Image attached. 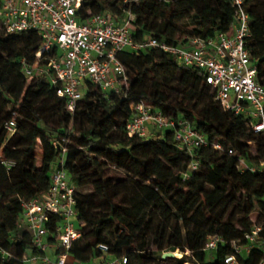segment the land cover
I'll return each mask as SVG.
<instances>
[{"label":"trees","instance_id":"16d2710c","mask_svg":"<svg viewBox=\"0 0 264 264\" xmlns=\"http://www.w3.org/2000/svg\"><path fill=\"white\" fill-rule=\"evenodd\" d=\"M174 1L83 0L77 13L82 20L111 13L121 23L131 11L134 41L154 36L171 45L229 32L236 22L231 0H187L181 7ZM244 7L251 20V56L264 83V0H245ZM40 45L36 30L6 33L0 19V264H25V254L36 252L31 233L20 228L23 202L49 191L61 155L52 141L66 137L65 168L76 184L83 232L68 249L76 261H96L103 256L98 245L105 244L110 256H126L125 264H229L232 243L249 246L246 234L261 226L246 256L232 253L239 264L264 263V149L251 153L252 143L264 146V135L243 114L225 110L197 68L179 64L157 47L125 49L118 57L128 86L103 91L90 83L73 114L47 78L28 77L23 70L22 59L33 63ZM141 99L170 119L191 120L222 149L189 150L173 129L129 137L131 104ZM11 120L18 124L12 136L6 128ZM240 158L248 168L240 167ZM3 160L15 164L7 169ZM195 160L200 166L190 170ZM121 171L129 177H120ZM59 222L54 216L51 230ZM212 235L223 240L210 250ZM181 247L191 253L163 258Z\"/></svg>","mask_w":264,"mask_h":264},{"label":"built area","instance_id":"2783aa9c","mask_svg":"<svg viewBox=\"0 0 264 264\" xmlns=\"http://www.w3.org/2000/svg\"><path fill=\"white\" fill-rule=\"evenodd\" d=\"M244 1L231 0L232 6L236 7V22L229 32L218 31L208 38L194 37L186 45H171L154 36L143 42L134 41L135 17L131 11L121 23H116L111 13L93 14L82 20L77 12L83 0H0V19L6 33L38 32L41 45L36 59L33 63L22 59L23 70L28 77L47 78L73 114L90 83L103 91L119 92L128 86L127 70L118 57L119 52L157 47L174 56L179 64L197 68L222 107L243 114L248 118L249 126L264 135V83L259 80L260 66L251 56V20ZM131 108L132 115L126 124L129 137H149L157 131L173 129L175 139L189 150L201 146L222 149L220 143L210 142L189 119H170L143 99L132 102ZM6 128L12 136L17 132L18 124L11 120ZM69 141L70 137L52 141L61 155L59 166L53 169L49 191L23 202L20 228L31 233L36 249L32 255L25 254L23 261L25 264H125L126 256H111L101 263L70 260L68 249L83 232L73 221L78 219L76 184L65 168ZM229 153L236 155L233 149H229ZM1 163L7 169L15 164L11 160ZM199 166L200 162L195 160L189 169L196 170ZM240 167L248 168L244 158H240ZM260 168L264 171V159ZM54 216L60 217V222L51 230ZM261 230L262 227L257 226L246 234L250 244L259 238ZM222 240L221 236L212 235L206 248L214 249ZM262 245L264 249V241ZM51 247L55 259L49 253ZM240 247H235L236 252ZM98 248L103 256L109 255L107 245L99 244ZM226 262L239 264L235 253L229 254Z\"/></svg>","mask_w":264,"mask_h":264},{"label":"rangeland","instance_id":"374dc122","mask_svg":"<svg viewBox=\"0 0 264 264\" xmlns=\"http://www.w3.org/2000/svg\"><path fill=\"white\" fill-rule=\"evenodd\" d=\"M186 2H187V0H175V1H174L175 5L178 6V7H181V6L184 5ZM181 25H182V27H183L185 30H189V26L186 25V23L183 22V23H181ZM263 149H264V146H263V145H258V144H254V143L251 144V153L254 154V155H255V154H260V152L263 151ZM39 157H40V155H39ZM53 167L55 168V167H57V166H56V165H53ZM120 177L126 179V177H129V176H128V174H126L125 172H122V171H121V172H120ZM94 190H95V188H94ZM252 219H254V220L256 219V214H253V215H252ZM73 221H74L75 227H76V228H79V227H80V223H79L78 219H77V218H74ZM256 242H257V240H255V242L252 243V244H250L249 246H246V247H243V248L240 247V249H239V253H241L242 255L246 256L247 253H248V251H249V249H250V248H251ZM236 246H240V245L235 244V243H232V246L228 249L227 253H228V254H231L233 251H236V249H235ZM179 249H181L180 251L182 252V255H181V256H177L178 258H179V257H182L184 254H190V253H191L189 250L185 249L184 247H181V248H179ZM29 251H32V249H30ZM177 252H178V250L175 252L176 255H177ZM161 264H179V263H178V261H175V260H169V261H167V262H162ZM183 264H185V263H183ZM187 264H192V263L187 262Z\"/></svg>","mask_w":264,"mask_h":264},{"label":"crops","instance_id":"0c3cea01","mask_svg":"<svg viewBox=\"0 0 264 264\" xmlns=\"http://www.w3.org/2000/svg\"><path fill=\"white\" fill-rule=\"evenodd\" d=\"M256 217H257V214H256ZM33 253H34L33 251H28V252H27V255H32ZM49 253H50V255H51V257H52L53 259L56 258L55 251H54V249H53L52 247L50 248ZM110 258H111L110 255L102 256V257L96 259L95 262L101 263L103 260H105V259H106V260H109ZM70 260L74 261L75 259H74L72 256H70ZM27 264H30V263H27Z\"/></svg>","mask_w":264,"mask_h":264},{"label":"water","instance_id":"95a60500","mask_svg":"<svg viewBox=\"0 0 264 264\" xmlns=\"http://www.w3.org/2000/svg\"><path fill=\"white\" fill-rule=\"evenodd\" d=\"M167 257H177V255L173 251H167L163 253V258H167Z\"/></svg>","mask_w":264,"mask_h":264},{"label":"bare ground","instance_id":"6f19581e","mask_svg":"<svg viewBox=\"0 0 264 264\" xmlns=\"http://www.w3.org/2000/svg\"><path fill=\"white\" fill-rule=\"evenodd\" d=\"M182 255V252L179 250L178 252H177V256H181Z\"/></svg>","mask_w":264,"mask_h":264}]
</instances>
